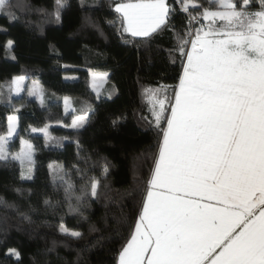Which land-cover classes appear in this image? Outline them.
I'll use <instances>...</instances> for the list:
<instances>
[{
  "label": "snow or ice",
  "instance_id": "6c2138e0",
  "mask_svg": "<svg viewBox=\"0 0 264 264\" xmlns=\"http://www.w3.org/2000/svg\"><path fill=\"white\" fill-rule=\"evenodd\" d=\"M79 2L82 8L86 4ZM66 4L55 0L57 21ZM99 5L100 0H93L88 7ZM17 7L13 0H0V15L14 22ZM110 9L117 16L106 23L123 44L137 49V39L147 46L171 26L176 43L169 62L175 66L177 56L180 62L175 85L159 82L144 89L153 103L152 119L142 117L147 124L142 130H155L158 139L155 152L150 145L143 153L152 166L134 230L116 264H264V0H115ZM178 12L187 14L182 34L173 23ZM6 47L11 49L13 42ZM24 80L12 79L9 99L23 90ZM28 94L44 105L39 81L32 82ZM89 119L86 114L76 116L70 127L83 128ZM7 121V132L0 135V162H19L20 178L31 180L32 145L22 139L21 151L11 153L18 118L9 115ZM43 131L47 135V129ZM76 143L79 150L82 146ZM108 174L105 162L101 178ZM63 182L69 213H80L90 198L99 199L100 178H88L75 196V206L71 201L76 186ZM44 203L52 206L47 199ZM58 230L74 239L83 236L63 222ZM6 255L19 264L18 250L10 248Z\"/></svg>",
  "mask_w": 264,
  "mask_h": 264
},
{
  "label": "trees",
  "instance_id": "16d2710c",
  "mask_svg": "<svg viewBox=\"0 0 264 264\" xmlns=\"http://www.w3.org/2000/svg\"><path fill=\"white\" fill-rule=\"evenodd\" d=\"M22 1L27 10L15 9L16 21L0 15V129L6 130L9 115L17 116L18 134L10 148L17 150L22 138L30 140L35 165L33 178L22 180L19 162H0V264H17L15 257L6 255L10 248L21 254L19 264H116L134 228L152 166L143 153L150 145L155 152L158 139L155 130H142L147 128L142 117L152 119L153 103L144 89L178 82V56L175 66L169 62L176 43L173 30L170 26L155 35L147 46L137 39V49L123 44L106 23L116 19L110 9L115 0H100L94 7H88L93 0H86L83 8L79 0H67L59 21L55 0ZM173 23L182 34L187 14L178 12ZM8 41L13 42L11 49ZM95 71L107 74L99 92L90 82ZM15 76L39 81L43 106L26 90L8 98ZM67 97L71 106L66 110ZM85 114L90 119L83 128L70 127L74 117ZM114 120L119 121L115 126ZM45 125L47 135L33 131ZM105 162L107 179L101 178ZM89 177L100 178L99 199L90 198L80 208L83 216L69 213L63 181L76 186L71 201L75 206V196ZM11 204L17 207H7ZM61 222L80 231L82 238L59 232Z\"/></svg>",
  "mask_w": 264,
  "mask_h": 264
},
{
  "label": "rangeland",
  "instance_id": "374dc122",
  "mask_svg": "<svg viewBox=\"0 0 264 264\" xmlns=\"http://www.w3.org/2000/svg\"><path fill=\"white\" fill-rule=\"evenodd\" d=\"M13 2H14V4L15 3H18L19 4V7L15 8L16 10H21L22 12H25L27 10L26 5H25V3L22 0H13ZM200 19H201V22L202 23H207L206 21H203L202 18H200ZM194 27H199V24H196L194 22ZM33 81H35V80H28L25 77V80L23 81V85H22V89L23 90L20 93H22L24 90H26L28 92L29 88H31V86H32V82ZM10 82H9V84H10ZM90 82H91L92 88L96 92H99L102 89V87L105 84V82H106V75H105V73L104 72H99V71L93 72L92 75H91V78H90ZM13 93L16 94L15 92H13ZM16 95H18V94H16ZM65 99H67V103H65V109L67 110V109L70 108V106H71L70 104L71 103H70V98L67 97ZM11 115H15V114H11ZM7 123H8V121H7ZM45 128L47 129L48 128V125H45L43 127H40L38 129H35V130L45 133V131H43ZM17 129H18V126H17ZM6 132H7V128H6L5 131H2L0 129V135L6 134ZM14 136H15V134H14ZM14 136H13V138H14ZM13 138H12V140H13ZM22 139L25 140V141H27L28 143H30L32 145V142L30 140H27L25 138H22ZM21 140H20V144H19V147H18L17 150L10 148V144H9V151L11 153H17V152H20L21 151V148H22ZM32 150H33V146H32ZM23 171L25 173H27V171H28L27 166L24 167Z\"/></svg>",
  "mask_w": 264,
  "mask_h": 264
},
{
  "label": "crops",
  "instance_id": "0c3cea01",
  "mask_svg": "<svg viewBox=\"0 0 264 264\" xmlns=\"http://www.w3.org/2000/svg\"><path fill=\"white\" fill-rule=\"evenodd\" d=\"M202 18V17H201ZM206 24V23H205ZM133 230H134V228H133ZM130 239V238H129Z\"/></svg>",
  "mask_w": 264,
  "mask_h": 264
}]
</instances>
